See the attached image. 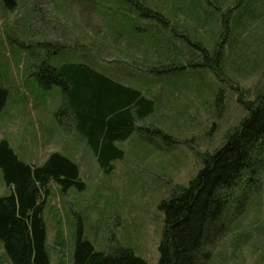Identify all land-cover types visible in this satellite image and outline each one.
I'll use <instances>...</instances> for the list:
<instances>
[{"label": "rangeland", "instance_id": "rangeland-1", "mask_svg": "<svg viewBox=\"0 0 264 264\" xmlns=\"http://www.w3.org/2000/svg\"><path fill=\"white\" fill-rule=\"evenodd\" d=\"M146 8L163 19L145 16ZM202 48L220 54L217 66L195 64L204 61ZM72 62L155 100L129 138L116 142L124 156L109 173L72 111H60L63 88H45L48 66ZM0 83L8 91L0 140L28 163L52 152L68 156L85 183L48 185L51 264H74L79 235L97 250L127 248L157 264L163 201L190 186L204 154L222 147L264 89V0H0ZM261 180L262 191L233 219L209 264H264V171ZM9 192L0 168V196ZM8 263L0 239V264Z\"/></svg>", "mask_w": 264, "mask_h": 264}, {"label": "trees", "instance_id": "trees-1", "mask_svg": "<svg viewBox=\"0 0 264 264\" xmlns=\"http://www.w3.org/2000/svg\"><path fill=\"white\" fill-rule=\"evenodd\" d=\"M5 1L9 5L14 2ZM144 15L163 19L159 12L147 8ZM203 52L204 61L195 64L217 66L220 54L208 56L206 49ZM45 70V77H50L45 79V88L54 84L63 88L60 111H72L76 127L99 164L105 172H111L113 161L124 156L116 142L129 138L136 129V120L153 112L155 100L87 63H64ZM7 95L0 83V111ZM247 106L248 115L227 133L222 147L204 154L203 167L190 186L163 201L166 228L157 264H209L215 245L228 234L233 219H239L248 203L262 191L264 89ZM154 132L167 137L158 128ZM0 168L10 188L8 194L0 196V239L8 264H51L43 217L48 185L54 181L63 190L72 185L85 188L78 164L60 152H52L42 163H28L18 157L7 139H1ZM74 264L150 263L127 248L97 250L79 235Z\"/></svg>", "mask_w": 264, "mask_h": 264}]
</instances>
